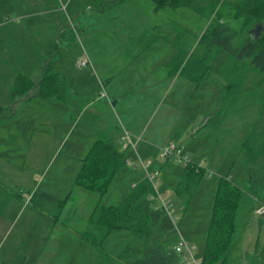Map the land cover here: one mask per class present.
<instances>
[{
    "label": "crops",
    "instance_id": "crops-1",
    "mask_svg": "<svg viewBox=\"0 0 264 264\" xmlns=\"http://www.w3.org/2000/svg\"><path fill=\"white\" fill-rule=\"evenodd\" d=\"M100 1L0 0V182L10 183L9 187L15 191L26 190L25 196L10 192L2 198L0 194V264H93L92 252L93 260L97 261L98 249L81 233L93 209L100 204L99 194L81 192L84 198L81 197L76 217L79 220L71 225L60 215L56 221L52 219L50 203L35 208L30 195L40 189L65 201L75 191H82L77 190L75 179L98 134L109 137L119 149L124 130L140 135L137 150L147 159L159 158V148L168 143L187 148L185 153L193 156L192 162L198 163L205 157L199 153V146L188 142V135L193 136L204 120L202 106L196 108L198 121L189 113L198 107L190 102L200 83L195 85L180 71L170 72V58L179 50L176 35L161 39L158 34L149 38L148 25H135L133 29L125 26L123 7H131L133 1L136 4L139 0H123L104 9L98 7ZM113 14L119 16L116 27L104 23L106 16ZM151 24L155 27L153 21ZM178 26L179 31L188 30ZM88 40L95 42L94 46H89ZM72 41L71 47L82 48L81 58L86 57L89 62L82 66L78 61L79 67L87 68L79 73L61 66L65 47ZM181 44L188 57L194 44H187L185 39ZM19 46L36 49L40 59L27 65L30 62L26 60L30 58L27 51L25 61L16 57ZM114 51L119 55H113ZM47 68L65 82L63 97L43 98L38 95L36 85L25 95L11 96L19 74L38 83ZM206 79L209 75L201 81L202 87L209 84L204 83ZM219 81H212L215 88L221 87ZM21 107L35 111L31 121L18 124L12 118ZM17 124L31 130L28 134L26 129L19 131L28 146L23 152L25 161L18 167L9 160L2 161L11 156L7 152L17 148V132L11 130ZM123 152L125 156L131 155ZM29 158L34 159L32 165L38 163L36 171L28 166ZM57 159L61 164L53 171ZM165 166L153 165L159 169V186L174 189L180 179L173 175V169ZM123 172L131 182L144 180L138 171ZM26 174L32 179L23 185L19 183L20 175ZM124 199L121 196L122 203ZM133 236L136 239L135 233ZM77 248H80L78 257Z\"/></svg>",
    "mask_w": 264,
    "mask_h": 264
},
{
    "label": "trees",
    "instance_id": "trees-1",
    "mask_svg": "<svg viewBox=\"0 0 264 264\" xmlns=\"http://www.w3.org/2000/svg\"><path fill=\"white\" fill-rule=\"evenodd\" d=\"M102 1V2H101ZM100 9L108 8L123 0H101ZM155 9L164 7H188L209 19L206 30L197 38L192 52L181 44L190 32L180 31L176 35L179 50L170 58V72L180 73L198 85L211 73V63L217 50L227 54L226 62L219 69L221 101L234 103L239 96L257 95L260 113L264 110V0H151ZM239 24L237 28L229 22ZM43 98L63 97L65 82L47 68L34 83L29 77L19 74L11 88L13 98L27 94L33 86ZM219 110V108H218ZM241 152L245 163L264 157V129L255 126L248 130L242 141ZM125 154L112 140L103 135L97 138L85 157L75 182L103 196L117 171L124 166ZM204 168L192 162L183 167L182 176L174 191L183 198L184 208L196 189ZM152 186L143 180L135 185L120 205L97 204L89 216L82 237L107 255L103 244L114 230H130L136 240L143 243L140 264H184L174 249L166 251L159 240L146 246V239L154 232L169 236L176 231L172 219L158 200L151 198ZM242 189L228 175L220 176L216 182L211 216L207 228L202 264H227L229 252L235 238V223ZM31 204L41 209L52 204L51 216L56 221L64 199L54 198L47 192L36 189L30 195Z\"/></svg>",
    "mask_w": 264,
    "mask_h": 264
},
{
    "label": "rangeland",
    "instance_id": "rangeland-1",
    "mask_svg": "<svg viewBox=\"0 0 264 264\" xmlns=\"http://www.w3.org/2000/svg\"><path fill=\"white\" fill-rule=\"evenodd\" d=\"M99 1L97 0V2ZM95 2L92 3L95 4ZM134 2L131 3V7H123V11H125V26H131L133 29L135 25L142 24V26L144 25L143 27H146V24L149 26L146 32L149 38L158 34L161 39H164L166 36L174 37L180 33L177 30L179 28L178 25H180L184 28L183 30L188 29L186 31L190 32L185 38L187 44H195L197 38L206 30L209 24L207 17L194 12L188 7H164L155 10L151 0H139L136 4ZM94 4L92 5L94 6ZM118 17L116 14H113L112 17L106 16L104 23L116 27L119 24ZM152 21L155 27L151 24ZM229 23L235 28L239 26V24L231 21ZM138 29L140 28L138 27ZM105 34L108 36L107 33ZM88 42L89 46H94L95 44V42H90V40ZM72 44L73 41L65 47L66 50L61 66L72 73H79L81 70L85 71L84 68L86 67H79L77 65L79 59L83 56V50H81L82 48L79 49V47H71ZM15 51L17 53L16 57L23 61H25L26 51L28 52L30 58L28 57L26 60L30 59V62L26 63L27 65L36 63L40 59V56L36 53V49H31L29 46H19ZM113 55L117 56L119 53L114 51ZM226 59L227 54L224 50L219 49L216 51L211 63L209 79L204 80V83L208 81L209 84L202 87V82H200V87L196 90L190 102L191 105L195 104V106H198L194 107V109L202 106L200 111L203 115L201 117V119H204L203 123L193 136L188 135V142L189 145L199 146V153L205 154L203 159L197 160L204 168L203 175L186 208H184L183 198H180V195L173 188H160V177L158 176L155 179L157 191L162 199L169 200L172 203V209L175 211L176 216L174 220L176 231L169 236H163L154 232L146 239L145 243L149 247L155 245L160 240L163 243L164 249L169 251L174 249L178 238L182 237L189 245L194 246L192 250L194 257L201 259L211 216L216 182L220 176L228 175L242 189L243 196L237 210L235 238L232 249L229 252L227 264H263L264 214H257L256 210L259 206L264 205V157L258 158L255 162L245 163L241 152V145L250 128L257 126L260 129H264V110L260 113L257 95L255 94L253 98L239 96L232 104H227L225 99L221 101L220 94L223 88L222 86L215 88L212 81L220 80L219 69L226 62ZM194 109L189 113H193V120L198 121L199 111ZM34 111L28 107H21L12 119L19 122L18 124L31 121ZM18 124L16 127L13 125L11 128L13 133L17 132V148L14 151L7 152V154H11V156L4 157L7 159L2 158L3 162L9 160L12 165L17 167L24 163L25 154L23 152L28 146V142H25L23 137H21L23 132H19L25 131L27 127H22ZM26 131L28 134L31 130L26 129ZM1 149L2 147L0 146V151ZM178 150L179 153L177 154L180 156L185 155V152L188 151L187 148H183V145H178ZM129 153L131 151L127 152V154ZM189 156V160L192 161L193 156L191 154ZM149 160L156 167H163L165 164L166 168L174 170L173 175L176 174L178 179L181 178L184 165L178 162L175 155L166 160L157 156ZM33 161L34 159L29 158L27 164L36 171L38 163L34 162V165H32L31 162ZM58 163L60 161L58 159L55 160L51 170L54 171L57 167H60L61 163L59 165ZM127 170L138 171L141 178H144V175H142L144 172L139 166L125 165L124 169L122 168L117 171L107 192L103 196L99 197L96 193L87 191L85 188L76 185L77 190L82 191H75L71 199H65L61 209L62 215L61 213L59 214L61 218H65L68 221V225L78 223L79 219L76 217L79 212V205H82L81 200L84 198L81 192L98 196L100 204L120 205L123 201L120 200L121 196L125 197L133 188V183H135L131 182L127 174L123 172H127ZM20 176L19 183L23 185L28 184L32 179L30 174ZM34 179H37V176H34ZM1 183L0 194L2 198H4L5 194L9 195L10 192L26 195L24 188H21L20 191L18 189L15 191L12 186L9 187L10 183H6V186ZM80 209L82 210V208ZM103 248L107 255L105 256L100 250H97V261L93 260V255L95 254L92 252L90 260L93 264H138L143 254V243L137 242L132 231L125 229L112 231L105 239ZM245 252H249V254H245ZM79 255L80 248H77L76 257Z\"/></svg>",
    "mask_w": 264,
    "mask_h": 264
},
{
    "label": "built area",
    "instance_id": "built-area-1",
    "mask_svg": "<svg viewBox=\"0 0 264 264\" xmlns=\"http://www.w3.org/2000/svg\"><path fill=\"white\" fill-rule=\"evenodd\" d=\"M88 63L89 62L86 57H83L79 60V64L82 66ZM102 95L105 96L104 93ZM140 140V135L131 134L126 130L122 132L120 148L122 151H131V155L125 156L124 164L134 167L139 166L143 170L144 180H146L154 190V194H152L150 197L158 200L159 204L165 209L169 217L174 222L176 216L175 211L172 209V203L169 200L162 199L156 188L155 179L159 176V169L154 168L151 160L141 156L137 150ZM178 151V147L174 143H168L159 148L158 156L159 158L166 160L175 155L178 159V162L183 163V165L192 163V161L189 160V156L187 154L180 156L177 154L179 153ZM198 164L201 165L200 163ZM256 213L260 215L264 214V205L259 206L256 210ZM193 249L194 246L189 245L182 237L178 238L174 246V251L180 255L184 264H202L201 259H196L194 257L192 253Z\"/></svg>",
    "mask_w": 264,
    "mask_h": 264
}]
</instances>
